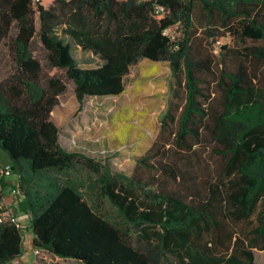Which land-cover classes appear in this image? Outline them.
I'll use <instances>...</instances> for the list:
<instances>
[{
    "label": "trees",
    "instance_id": "1",
    "mask_svg": "<svg viewBox=\"0 0 264 264\" xmlns=\"http://www.w3.org/2000/svg\"><path fill=\"white\" fill-rule=\"evenodd\" d=\"M157 6L166 13H157ZM197 6L208 15L214 41L230 36L261 43L228 48V55L264 62V0H0V48L14 63L9 76L0 78V147L10 157L8 165L0 164V201L7 189L18 188L13 209L29 218L36 250L83 264H264L254 252L264 249V82L259 72L241 66L225 73L230 78L225 106L211 136L226 163L209 184L208 197L192 201L160 189V176L181 179L178 167L164 159L142 156L139 164L153 172L142 178L64 148L51 115L67 85L61 74L46 73L34 53L39 34L47 67L73 80L80 102L121 94L140 58L169 62L173 78L186 88L176 141L191 150L194 142H202L210 115V97L198 74L209 67L192 53ZM217 18L220 29L214 27ZM178 26L183 37L165 33ZM73 44L100 64L81 67ZM76 172L87 173L91 194L107 199L121 221L84 195L86 184L74 179ZM259 205L249 239L236 238V225L249 220ZM25 229L0 222V264L23 255Z\"/></svg>",
    "mask_w": 264,
    "mask_h": 264
},
{
    "label": "rangeland",
    "instance_id": "2",
    "mask_svg": "<svg viewBox=\"0 0 264 264\" xmlns=\"http://www.w3.org/2000/svg\"><path fill=\"white\" fill-rule=\"evenodd\" d=\"M214 27L222 28L219 18ZM208 15L197 6L194 15L192 37L193 56L205 62L209 69L198 72L202 86L209 94V118L202 129V142L193 144L191 150H183L177 144L176 133L179 117L186 102V88L173 78L169 62L140 58L125 77V90L119 95L87 96L80 102L76 96L73 80L62 70L49 69L39 34L34 39V53L42 61L48 74H61L67 88L59 97V104L52 111L51 118L60 129V142L69 151L83 152L113 171L149 178L153 172L139 164V159L148 154L151 159H164L176 165L181 179L160 176L161 190L173 192L183 199L205 200L209 184L223 171L226 158L217 150L211 131L216 118L225 106L226 91L230 83L227 72H237L241 66L252 72H259L264 82V62H256L241 54H229L228 48L242 50L245 46L261 45L247 40L239 42L230 36L214 41L208 34ZM40 28L39 14L36 16ZM184 36V28L174 31ZM222 46H226L223 49ZM224 53V54H223ZM73 54L81 67H94L100 61L89 52L73 44ZM223 54V55H222ZM5 47L0 48V78L12 72V63ZM172 114L174 118L171 117ZM194 141V140H193ZM8 153L0 147V164L5 165ZM87 173H74V179L86 184L81 190L91 202L113 221H121L116 209L105 198L91 194L88 189ZM15 183L16 179L12 178ZM10 191V198L14 195ZM9 195V194H8ZM259 205L249 220L236 225L235 237L249 239L251 230L258 225ZM25 229L23 255L11 264H83L76 259H62L44 250L36 249L32 243L33 233L26 215H20ZM256 261L264 263V249L254 248Z\"/></svg>",
    "mask_w": 264,
    "mask_h": 264
},
{
    "label": "built area",
    "instance_id": "3",
    "mask_svg": "<svg viewBox=\"0 0 264 264\" xmlns=\"http://www.w3.org/2000/svg\"><path fill=\"white\" fill-rule=\"evenodd\" d=\"M156 12L159 13V14H165L166 13L164 7H162V6H157L156 7ZM175 30H176L175 28H168V29L165 30V33H167L169 35H176V34H174V31ZM7 173L9 174L8 171H7ZM14 184L15 185H18L17 182H15ZM18 192H19L18 188H16V187L15 188H12V192L11 193L14 195V198H13L12 203H9L5 199H3L2 201H0V222H13L18 227H21V226H23L22 225V222H21V216L17 215L14 212V209H13V207L15 205H17V203H18V201L20 199L18 197V195H17ZM39 250H43V249H37L36 252L38 253Z\"/></svg>",
    "mask_w": 264,
    "mask_h": 264
},
{
    "label": "crops",
    "instance_id": "4",
    "mask_svg": "<svg viewBox=\"0 0 264 264\" xmlns=\"http://www.w3.org/2000/svg\"><path fill=\"white\" fill-rule=\"evenodd\" d=\"M9 162H10V158H8V160L5 162V165H3V166H6V165H8L9 164ZM2 165V164H1ZM12 178L14 179L15 177L14 176H11L10 177V182H12ZM10 188L9 189H7L6 190V192H5V195H4V199L6 200V201H8L9 203H12V199L10 198ZM9 194V195H8ZM30 221V220H29ZM12 262H14V261H12ZM12 262H10V263H8V264H11Z\"/></svg>",
    "mask_w": 264,
    "mask_h": 264
}]
</instances>
